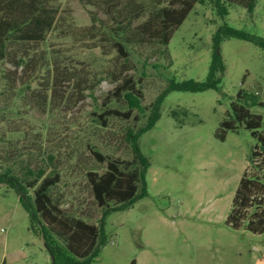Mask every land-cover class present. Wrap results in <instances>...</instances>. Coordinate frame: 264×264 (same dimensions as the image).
Returning a JSON list of instances; mask_svg holds the SVG:
<instances>
[{"label": "rangeland", "instance_id": "rangeland-1", "mask_svg": "<svg viewBox=\"0 0 264 264\" xmlns=\"http://www.w3.org/2000/svg\"><path fill=\"white\" fill-rule=\"evenodd\" d=\"M137 1L148 11L167 0ZM96 2L56 0L60 18L46 40L16 45L0 61V171H57L53 201L69 217L98 224L106 206L97 203L88 172H105L107 161L91 149L133 167L127 136L140 129L138 147L147 162L142 183L129 206L105 214V242L95 255L87 253L85 264H264V233L227 223L244 171L264 181V154L248 161L256 140L243 126L227 130L224 139L217 135L240 89L261 102L249 109L262 116L264 132V48L222 39L216 53L225 70L216 73L217 87L172 89L159 102V117L148 121L171 81L207 77L213 34L223 23L264 36V0L251 12L230 4L224 16L195 3L166 45L126 44L127 55L114 46L108 33L114 21ZM129 77L141 92L132 108L124 90L115 91ZM106 109L131 111L124 117L104 115ZM52 258L15 189L0 184V264H54Z\"/></svg>", "mask_w": 264, "mask_h": 264}, {"label": "trees", "instance_id": "trees-1", "mask_svg": "<svg viewBox=\"0 0 264 264\" xmlns=\"http://www.w3.org/2000/svg\"><path fill=\"white\" fill-rule=\"evenodd\" d=\"M56 0H0V61L15 53L16 45L38 44L46 40L49 32L56 26L60 15ZM195 3H208L220 16L228 13L230 4L242 5L248 12L253 11L256 0H167L156 2L150 9L137 0H97L114 25L109 28V36L120 54L127 55L126 44H148L157 42L166 45L174 30L184 21ZM147 13V14H146ZM146 15V16H145ZM144 19L137 22L141 17ZM237 37L255 43L264 48V36L245 30H238L223 23L213 34L214 54L207 77L204 80L188 79L181 82L171 81L155 98L148 115L149 125L159 117V102L172 89L202 91L217 87V72L223 73L225 64L216 53L219 43L224 38ZM23 62L22 57L18 59ZM123 96L129 99L130 108L138 106L140 90L132 78H125L116 86L115 91H123ZM261 103L255 93L240 89L233 101L228 117L224 118L218 127V137L224 139L227 130H236L243 126L250 131L256 142L252 146L248 161L264 154V132L260 131L263 124L260 114L252 113L250 106ZM126 113L116 109H106L104 115L128 117ZM174 113V111H173ZM140 129L129 130L127 139L130 142L135 165L126 167L119 159H109L97 149L91 152L101 161H107L105 172L98 174L89 171L94 196L101 207H105L99 223H89L79 217H69L53 201L49 194L52 185L58 182L59 174L54 171L45 175L42 167H26L23 175L15 174L12 168L6 167L0 171V184L6 183L17 192L26 208L30 226L34 231H41L44 242L54 264H85L95 255L99 246L105 242L102 230V219L111 209H123L129 206L136 196L137 189L143 180L147 162L138 147ZM33 195L28 194L29 189ZM115 205L109 208V202ZM227 223L234 229L244 227L254 233H264V181L257 175L242 174L232 205L227 215ZM90 255H87L88 252ZM75 255L84 259H75ZM4 264V263H2ZM130 264H135L132 260Z\"/></svg>", "mask_w": 264, "mask_h": 264}]
</instances>
